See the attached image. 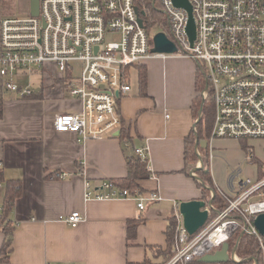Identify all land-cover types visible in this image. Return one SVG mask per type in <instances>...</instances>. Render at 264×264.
I'll return each mask as SVG.
<instances>
[{
  "label": "crops",
  "instance_id": "0c3cea01",
  "mask_svg": "<svg viewBox=\"0 0 264 264\" xmlns=\"http://www.w3.org/2000/svg\"><path fill=\"white\" fill-rule=\"evenodd\" d=\"M9 12L0 0V28ZM142 64L147 74L145 87L140 81ZM142 64L127 67L131 89L119 99L130 134L128 142L119 135L84 140L78 133L56 130L58 113H74L82 107L68 89L79 75L78 64L75 71L64 72L55 63H47L38 69L34 93L25 97L6 90L0 75L2 205L7 181H21V194L8 216L14 226L9 264H127L147 258L151 264H163L168 258L150 247L167 248L166 231L175 203L203 197L202 184L185 157L187 137L194 132L201 109L196 116L199 65L180 54L152 57ZM232 140L214 139L213 158L208 159L209 146L205 156L210 183H217L225 192L217 150L228 149L227 144L239 148L240 142ZM135 148L148 153V175L139 180L142 195L155 193L156 199L147 198L141 211L136 195L88 199L86 181L99 187L106 179L127 176L128 157L136 156ZM258 171H251L250 178L258 177ZM233 175L227 186L234 193L239 184L230 187ZM74 211H80L84 219L71 227L64 218ZM130 221L138 222L135 236H131ZM5 240L6 233L0 230V264H4Z\"/></svg>",
  "mask_w": 264,
  "mask_h": 264
},
{
  "label": "built area",
  "instance_id": "2783aa9c",
  "mask_svg": "<svg viewBox=\"0 0 264 264\" xmlns=\"http://www.w3.org/2000/svg\"><path fill=\"white\" fill-rule=\"evenodd\" d=\"M168 20V38L177 46L174 53L152 52L153 35L140 5L143 0H40L38 16L30 11L25 17L9 16L1 21L0 75L4 88L30 96L31 86L15 81L19 72L40 69L55 63L62 71L79 75L69 85L72 96L82 107L74 113H58L54 119L57 131L78 133L84 140L115 135L122 127L119 99L131 89L126 81V68L142 64L152 57L185 55L195 59L207 85L200 90L202 103L214 106L213 124L208 137V159L213 158L216 138H264V0H190L196 24L193 45L187 33L188 12L174 5L173 0H157ZM140 11V14L137 11ZM139 17L144 25H140ZM110 33L117 39L109 40ZM96 47L98 49L96 50ZM194 125L197 132V123ZM199 166H205L201 144L196 140ZM207 146V147H208ZM134 154L148 159L144 148ZM148 169V166H147ZM194 177L208 190L203 197L208 219L194 234L184 225L181 202L175 203L177 237L172 256L163 264H190L195 259L231 243V264H264V234L255 219L264 214V168L257 179H230V187L239 184V191H224L217 183H206L197 171ZM3 187L0 181V188ZM88 199L106 200L115 197H138V209L146 206L148 197L141 190L121 188L111 179L99 187L85 183ZM4 207L0 203V218ZM84 215L74 211L64 221L76 227ZM246 236H254L257 252L241 257L239 248ZM45 264H85L81 262L47 261Z\"/></svg>",
  "mask_w": 264,
  "mask_h": 264
},
{
  "label": "trees",
  "instance_id": "16d2710c",
  "mask_svg": "<svg viewBox=\"0 0 264 264\" xmlns=\"http://www.w3.org/2000/svg\"><path fill=\"white\" fill-rule=\"evenodd\" d=\"M142 11H144V19L148 24L149 31L152 30V28L155 27H162L164 31H168L169 25L168 20L163 12V10L160 7V4L157 0H143V2L140 5ZM128 69V68H126ZM126 72V71H125ZM126 81H128L127 75H125ZM140 81L142 86H146L147 84V74H146V67L141 65V76ZM207 85V81L205 80L203 72L199 69V74L197 78V89L199 86H201L203 89ZM202 109V116L201 119L197 123V132H192L187 137V143H186V162L187 165L190 166L195 159L198 160V155L195 152L196 149V140H199V143L201 144V141L208 139L210 136V132L212 129L213 124V113H214V106L211 102H205L201 104ZM196 116L198 115V110L195 111ZM3 114V102L0 100V117ZM119 137L123 142H128L130 140V134L126 128V126L123 123L122 120V127L120 129ZM243 143V147L250 152H252V146L248 144L247 138L240 139ZM202 156L205 159L206 162V155L208 153L207 147H202ZM253 159V158H252ZM128 163H129V173L125 177L117 178V179H111L114 181L115 184L119 185L121 188H127L132 192H135L136 190L142 191V186L139 183L140 179L145 178L148 175V159L143 160L139 156H129L128 157ZM264 168V163L259 162V176L262 175V171ZM197 172H200V176L203 179L204 182L210 183L211 177H210V171L208 168L207 163H205V166L203 168H200ZM2 177L0 174V181H2ZM203 191V197H205L208 194V190L203 186L200 185ZM21 194V181L20 179L17 180H8L7 181V190L5 193V199L3 203L4 212L3 217L0 218V230H4L6 233V240L4 243V246L2 248V254H4L2 261L4 264H9V257L11 254L12 249H10V246L12 245L13 241V231L14 226L11 220H9L8 216L9 213L15 204L16 199ZM202 197V198H203ZM131 222V221H130ZM129 228L131 229V236L136 235V230L138 226V222H131L129 223ZM167 235V242L168 246L165 250L158 249V247H150L153 250H158L161 253L167 254L169 257L172 256V249L175 246L176 243V237H177V219L173 213L170 217V222L166 231ZM232 243V242H231ZM229 243L230 250L232 248V244ZM257 252V241L254 236H246L244 237L241 246L239 248V254L241 255H253ZM6 254V255H5ZM193 262H196L197 264H204L202 262H199V259H195ZM127 264H151L150 260L147 258L142 262H131L129 261ZM226 264H231L229 261Z\"/></svg>",
  "mask_w": 264,
  "mask_h": 264
},
{
  "label": "rangeland",
  "instance_id": "374dc122",
  "mask_svg": "<svg viewBox=\"0 0 264 264\" xmlns=\"http://www.w3.org/2000/svg\"><path fill=\"white\" fill-rule=\"evenodd\" d=\"M2 3L5 6L6 10L10 11L9 12L10 16L25 17L29 15V11H30V1L29 0H2ZM161 31H163L162 27H155V28H152L151 33L154 35ZM107 38L109 40L117 39V35H115L114 33H110L107 36ZM38 72H39L38 69L26 70L24 75L15 76L14 81L20 86H28L29 84L34 89L38 86L36 84L38 82L37 80L39 79ZM201 88L202 87L199 86L198 88L199 93H200V90H202ZM199 93H198V98L195 104L196 110L197 109L199 110L202 104V98L199 95ZM224 139H228L229 141L233 139L232 140L233 142H236V141L240 142L239 148H237L236 144H227L228 149L217 150L218 152L217 159H219V161L222 162L223 170H224L223 183L225 184V187H227L226 191H228L227 181L230 175L239 173L237 180H240V179L250 178L249 173H251V171L253 173L257 172V170L259 169V162H263L262 160H264V138H261L258 140L249 139L247 141L248 144L252 146V152H250L249 150L243 147V143L240 140L241 138H224ZM212 147H213V144H212ZM202 158L205 162V159L203 156ZM198 163H199V155H198V160L195 159V161H193V163L190 164V166H192L191 171H194L197 167H199ZM197 173L200 176V172H197ZM258 177H255L254 179H257ZM239 255L241 257H244V255H241V254ZM190 264H197V263L192 262Z\"/></svg>",
  "mask_w": 264,
  "mask_h": 264
},
{
  "label": "water",
  "instance_id": "95a60500",
  "mask_svg": "<svg viewBox=\"0 0 264 264\" xmlns=\"http://www.w3.org/2000/svg\"><path fill=\"white\" fill-rule=\"evenodd\" d=\"M30 1V13L33 16L39 15L40 10V0H29ZM173 3L178 8H183L188 12V24H187V33L190 39V43L193 45L196 38V24L193 16V8L190 0H173ZM138 13L140 14L139 9L137 8ZM142 14H144L142 12ZM140 25H144L143 18L139 17ZM152 52L155 53H174L177 51V46L172 42L167 34L164 31L158 32L153 36ZM98 47H96V50ZM202 109H200V112ZM120 131L115 133V136H118ZM202 147L208 146V140L205 139L201 141ZM202 166H199L195 169L198 171ZM205 206V200L193 199L189 201H183L180 204V213L183 216L184 225L187 228L188 232L192 235L196 233L207 221L208 212L207 210L202 209ZM255 224L262 234H264V214H260L255 219ZM229 243H225L221 249L215 251L214 253H208L199 258V262L204 264H226L230 261L229 258Z\"/></svg>",
  "mask_w": 264,
  "mask_h": 264
}]
</instances>
